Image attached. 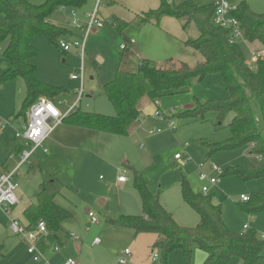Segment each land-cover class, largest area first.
Returning a JSON list of instances; mask_svg holds the SVG:
<instances>
[{"label":"rangeland","instance_id":"1","mask_svg":"<svg viewBox=\"0 0 264 264\" xmlns=\"http://www.w3.org/2000/svg\"><path fill=\"white\" fill-rule=\"evenodd\" d=\"M43 1L31 0L35 4ZM103 1L100 3V9L106 4ZM172 1L181 2L183 0ZM231 2L235 4L246 2L250 10L257 14L264 11V0H232ZM93 3L94 0L89 1V9L93 7ZM81 10L83 8H76V19H80L82 24L86 23L87 19L81 16ZM53 13L55 17L60 14L68 20V9L60 12L57 8ZM132 13L134 17L131 14L132 19L126 20L129 23L123 33H119L113 25L107 23L101 28L92 30L86 37L82 55L75 47L63 53L59 46L50 42L44 35L34 36L33 44L38 49V53L29 62L36 65V77L40 81L62 88V92L54 100L59 111L64 112L76 102L75 106L83 111L105 115L115 114L114 107L103 92V85L113 79L119 67L123 70L133 68V62L128 61L127 55L132 56L133 61L137 58L135 53L130 54L133 44L125 50L119 48V45L124 42V36L136 41L140 39L139 51L159 65L169 59H178L194 65L203 59L200 52L190 47L184 50L185 40L179 37H188L191 32L193 37L198 35V30L193 24L182 30L177 19L166 18L177 25L176 30L163 20L159 24L139 23L136 17L137 14H141V11L137 10V13ZM55 23L61 24V21L56 20ZM68 24L69 27L76 29L72 22ZM62 27L70 29L66 26ZM75 33L79 34V37L82 36L79 29H76ZM175 34L178 37H174ZM73 40H78V38L74 37L70 42ZM245 42L246 44L240 43V47L247 60L252 59V52L256 55L259 50L262 54L264 47L261 48L259 43H256L257 47L255 44L254 46L249 45L246 39ZM4 46L5 42L0 45V73L7 67V60L2 56ZM98 55L102 60L98 59ZM121 57H125L126 60L122 58L123 61H121ZM81 66L83 67V93L77 98L79 81L70 79V76L78 74ZM225 96L226 91L221 85L219 73H209L202 80L191 79L185 91L165 94L156 99L161 118L154 112L153 115L146 117L148 119H145V123L141 122L138 132L129 136L130 138L115 136L117 138L113 139L119 142L101 141L105 146L103 151L105 148L107 150L102 151L103 154L95 151L97 148H102L101 143L98 146L92 140V144L88 145L84 137L78 139L84 135L86 128L64 122L66 128L69 129L64 134L66 138L64 146H53L52 149L47 146L48 153L46 154L41 149L36 150L28 162L16 172L15 193L20 201L16 205L36 203L42 185H44L48 194L53 196V201L71 214L61 223V228L56 233L57 238L46 235L49 246L57 243V239L63 240L66 232H73L78 236V240L83 243V249L87 247L86 237L92 239L97 235L104 240V235H107L112 238L109 252L117 254V248H120L119 253L126 246L124 244L126 237H120L118 233L120 230H126L122 227H110V224L103 221L102 216L115 218L120 214L136 215L141 210L139 197L133 187L132 175L123 163L126 159L129 166L143 170L144 176L149 181V188L151 187L153 193L160 191L159 200L162 205L165 202L167 206H170L169 211L172 215L181 218L182 214H187V211L193 213L194 216L197 215L182 198L179 184L180 174L185 176L191 190L197 192L203 184L198 178V172L201 169L210 174L211 170L208 165L211 162L224 171L234 166L254 168L262 163L260 156L252 152V144L249 143L226 150H217L208 158L206 157L207 146L204 143H218L230 137L228 124L233 117L232 113H228L220 121L217 119L216 111L213 110L205 112L203 118L181 119L177 117L178 113L195 107L197 103H206ZM25 98L26 86L23 80L19 79L0 85V119L7 121L6 124H8L2 128V133H0V171H5L7 167L12 168L13 160L8 158V154L11 152L15 139L16 130L14 129L17 126L20 129V123L23 121L22 105ZM143 100L148 101L146 97L141 98L140 101ZM250 102L254 120L264 140V121L261 110L254 100L250 99ZM26 108L24 110L28 111L29 108ZM167 121L174 122L173 130L168 128ZM152 129L154 131L160 129V131L151 134ZM98 139L100 141V137ZM71 143L76 144L77 147L71 148ZM185 143L187 146H184ZM176 153L182 155L181 161L185 162L184 166L177 165L174 159ZM18 159L16 157L17 161ZM199 164L202 165L201 168L198 167ZM123 171L127 181L118 184V176ZM213 175L219 177L220 180L210 187L209 195L221 206L222 220L226 226L234 232H242L245 230L243 225L247 224L248 228L254 229L258 235H264V211L247 213L244 210L247 203H242L240 198L241 195L250 197L254 193H264V177L244 180L232 174ZM125 203L135 204L137 213H125L123 211ZM89 209L96 212L100 226L92 224L90 218L86 216ZM4 212L0 209V264H47L45 259L49 261V255L55 252L48 248L47 254L41 252L42 259L34 261L32 255L27 253L25 245L22 244L23 241L8 230L9 220ZM196 217L198 222L199 216ZM108 231L115 232L109 234ZM197 248L194 246L192 251ZM154 250L160 255L158 250L153 249L151 245L148 253L149 259ZM62 252L69 253V250L66 247L60 248L57 253L62 254ZM149 261L150 264H162L160 260ZM239 261L238 257H232L227 264H240ZM115 264H118L117 261Z\"/></svg>","mask_w":264,"mask_h":264},{"label":"trees","instance_id":"2","mask_svg":"<svg viewBox=\"0 0 264 264\" xmlns=\"http://www.w3.org/2000/svg\"><path fill=\"white\" fill-rule=\"evenodd\" d=\"M83 3L84 0H44L40 4L31 0H0V45L5 42L2 56L7 60V67L0 73V85L19 79L24 81L26 98L22 105L23 120L27 111L24 109L29 108L39 97L44 96L54 101L62 92L61 87L47 84L36 77V65L29 62L38 53L33 44L34 36L44 35L57 46L61 39L70 40L73 32L52 23L49 17L60 6L75 9ZM214 12L213 0H159L156 8L138 14L136 18L139 23H157L161 17L171 16L179 21L184 30L193 24L198 35L187 37L184 44L200 52L203 59L194 65L173 59L159 65L146 58H135L133 61L132 56L127 55L128 61L133 62V68L123 70L119 67L113 79L103 85V92L114 107L115 114L93 113L75 106L63 118V122L125 136L130 125L139 116L137 104L142 97L146 96L156 102V99L165 94L185 91L191 79L202 80L209 73H219L226 96L197 103L195 107L178 113L177 117L203 118L205 112L213 110L220 121L228 113H232L233 117L228 124L230 137L218 143H204L207 146L206 157L217 150L252 144V152L260 156L262 163L254 168L228 167L225 171L222 170L221 175H237L244 180L264 177V140L254 120L250 102L252 99L258 104L264 121V55L256 56L249 65L240 43L229 42V29L214 23ZM230 14L238 19L249 45L255 44L258 47L256 43H259L261 48L264 47V11L254 13L246 2H240L235 4ZM128 23L115 18L111 25L116 31L123 33ZM123 40L127 49L129 39L124 36ZM59 48L61 49L60 46ZM122 58L126 60L121 57V61ZM24 148L23 142L17 139L15 153L20 154ZM128 168L139 197L141 213L120 214L115 218L103 215V221L129 229L134 235L156 234L152 248L158 250L162 264L167 263L169 254L173 251L180 252L181 264H193L194 246L207 254L204 264H227L232 257H238L240 264H264V237L254 229L247 228L242 232L230 230L222 220L221 206L212 200L209 193L203 194L200 190L193 192L184 175L180 174L179 177L182 198L199 216V221L194 226L179 224L161 204L159 193H153L149 189L143 172L131 166ZM242 203H247L244 208L247 213L264 211V193H254ZM22 215L27 221L24 223L27 227H33L41 220L54 237L60 230L61 223L71 216L53 201V196L48 194L44 185L37 202L28 205ZM46 243V238L43 237L41 248H45ZM57 244L60 248L61 242L57 241Z\"/></svg>","mask_w":264,"mask_h":264},{"label":"crops","instance_id":"3","mask_svg":"<svg viewBox=\"0 0 264 264\" xmlns=\"http://www.w3.org/2000/svg\"><path fill=\"white\" fill-rule=\"evenodd\" d=\"M89 1L90 0H84V3L80 6L81 9L83 8V10H81L82 11L81 12V16L84 19L85 18L87 19V14L91 13L94 10V8H95L96 0H94L93 7H91L90 9L88 7ZM101 2H102V0H101ZM103 3H106V4L101 9H100V4H99V6L97 8V16H98V18L100 20H102L104 22V24L107 23V24L111 25V22L113 20H115V18L116 19H120V20H124V21L131 20L132 16L134 17L132 12L137 13V10H139L142 13V12L147 11L146 9L149 10V9L156 8L158 6V4H159V0H104ZM58 9H59L60 12H64V10H67V9L69 10L68 20L66 18H63V16H60V14H58V16L55 17V15H54L55 13L50 15L49 20L52 23L56 24V25H62V26L69 27L68 23L70 22V24H71L72 13H74V17L76 18V8L72 9V8H69V7H64V8H60L59 7ZM131 14H132V16H130ZM166 18H173V17H171V16H163L157 21V24H159L160 21L163 20L164 23H166L167 25L171 24L173 26V29H176L177 25H175L174 23H172L171 21H169ZM56 20L57 21H61V24L60 23H55ZM66 21H68V22L65 23ZM150 22L154 23V21H150ZM78 23H79L80 27H75L73 24L72 25L76 29H79L80 32H82V34H83V30L81 29V27L84 25V23L81 24V20L80 19L78 20ZM104 24H103V26H104ZM179 25H180V23H179ZM69 28L72 29V32L74 34L71 37V39L74 38V37L78 38L80 36L79 34L75 33L76 29H73L71 27H69ZM177 29H178V27H177ZM181 29L184 30L182 27H181ZM176 35L177 34H175L174 37H178ZM179 37H181V39H184V40H186V38H187L186 36L185 37L179 36ZM188 37H193L192 36V32L190 33V35H188ZM132 44L134 46L132 47V49L130 51V54L131 53L132 54L135 53L137 58L149 59V58L145 57V55L142 54L139 51L140 50V39L137 40V41L134 40V42ZM132 44H128V45L130 46ZM183 44H184V42H183ZM119 47H120V45H119ZM186 48H188V47L184 46V50ZM257 53H260V51L258 50ZM251 54L254 55L253 52ZM98 59L102 60V58L99 55H98ZM149 60H151V59H149ZM154 62L157 63L156 61H154ZM72 80H74V79H72ZM144 97H146V96H144ZM146 98L148 99V101L143 100V101H139L138 102L137 107L139 109V116H138L137 120L130 125V127L128 129V134L125 135V136H118V137L133 136V134L137 133L138 130L140 129L141 124L143 122L145 123V121L148 119V118L146 119V117L147 116L149 117V116L153 115V113L156 111V109L159 110V108L156 105V102L150 100L148 97H146ZM65 111H67V110H65ZM6 125H8V124H6ZM166 125H167V123H166ZM58 126H60V128ZM58 126L53 130V132L49 135V137H47V139L44 141V145L47 148V151L45 152V154L48 153V147L47 146H49L51 149L53 148V146H64V142H65V139H66L64 134H66L65 133L66 130H69V129L66 128L67 126L64 125V122H62ZM63 126H65V127H63ZM20 127H21V123H20ZM14 130H18V126ZM151 131H153V132H151V134H153V133H155L156 130L154 131L152 129ZM0 133H2V130L0 131ZM92 134H95V135H92ZM115 136H117V135H111V134H108V133H105V132L96 131V130H92V129H87L86 128L84 135L80 136L78 139L80 140V138L84 137V140H85V142L88 143V145H91L92 144V140H94L95 144H97L99 146L101 141H104V142H109L110 141V142H112L114 140V142H119L116 139H113V138H117ZM99 137H100V141L98 139ZM16 140H17L16 138L13 140V145H12L11 152H10V154H8V158L13 160L12 168L8 169V167H7L5 169V171H12L15 168L16 164H17L16 157L19 158V154H16L15 151H14ZM101 144L103 145V143H101ZM70 147L71 148H76L77 146H76V144L74 145V144L71 143ZM103 147H105V146L103 145L102 148H100V149L97 148V150H95V151L98 152V153L100 152L101 154H103L102 153ZM106 151L107 150L105 148L103 152H106ZM123 163H124V165H126V167L129 166L127 164L126 159H124ZM131 167H133V166L131 165ZM198 167H199V165H198ZM208 167H209V165H208ZM209 169H210V167H209ZM5 171H0V174L5 172ZM142 172H143V170H142ZM130 173H131V171H130ZM126 181H127V179L124 182L118 181V184L119 183L123 184ZM149 189L152 191L151 187ZM157 192L160 195V191L158 190ZM18 203H20V201ZM30 204L26 203V204H23V205H15V206L10 207L7 210L2 209L1 207H0V209L5 211L4 214L6 215L8 220L17 219L21 223H27V221L25 220V218L22 215V212ZM163 205L168 211L171 209L170 206H167V204L165 202H164ZM135 209H136V205L135 204L125 203L123 211H125V213H137L136 212L137 210H135ZM181 210H187V209H181ZM89 211H93V210L92 209L87 210V213H86L87 217H88V212ZM93 212L96 213L95 211H93ZM140 213H141V210H140V212L138 214H140ZM186 213L187 214H182L181 218L179 216H178L179 217L178 218L176 215L173 214L174 219L179 224L185 225V226H192V225H194L195 222L197 223V217H196L197 215L194 216L193 213H189L188 211ZM127 215H131V214H127ZM244 226H247V228H248L247 224H244L243 227ZM110 227L114 228V227H119V226L110 225ZM7 228H8V225H7ZM8 230H9V228H8ZM125 230L126 231H121L120 230V233H118V234H119L120 237H126V240L124 242V244L126 245L125 248H130V251L132 252V254L129 257V260H128V262L126 264H150L151 262L149 260L154 261V262L159 261V258L157 260H153L152 258L151 259L148 258V253H149L150 246L152 245V247H153V243H154V241L157 238L156 234H154V233H139V234L134 235L131 230H129V229H125ZM114 232L115 231H108L107 233H109V234L113 233L114 234ZM69 233H73V232H69ZM69 233L66 232V235H65L66 237L63 240L62 239H57V241L61 242L60 248H65V247L68 248L69 253L62 252V254H58L57 253L58 251L55 252V253H52V254L49 255L50 256V259H49L50 262L48 261V259H45V263H47V264H50V263L51 264H60V263L64 262L66 259H68V258H72L73 260H75L76 264H115L116 263V261H117L116 258L119 255L118 251H119L120 248H117V250H116L117 254H115V252H114V254L112 252H109L110 251V249H109L110 245L112 244L111 243V241H112L111 239L112 238L110 236L104 235V240H102L97 235L93 236L92 239H90L89 237H86L87 247L85 249H83V243H81L79 240L71 239L68 236ZM107 233H105V234H107ZM48 235L52 236V234L50 232H49ZM18 237L21 239L20 236H18ZM95 237H99L100 238V242L99 243H94L93 242ZM55 238H57V237H55ZM21 241H22V239H21ZM42 242H43V240L42 241H38L36 243L38 245V247L41 248ZM46 242H47V240H46ZM22 244L25 245L23 242H22ZM44 246H45V248L44 247L41 248V252H44V254H47V249L49 248V250H50L51 247L49 246L48 243H46ZM25 247H26V245H25ZM26 251H27V248H26ZM27 253L31 254L28 251H27ZM110 253H111V255L109 256ZM31 255L33 257V254H31ZM206 257H207V254L204 251H202L201 249L197 248V249H195L193 251L192 263L193 264H204V262L206 260ZM33 260H34V258H33ZM39 260H34V261H39ZM171 263L172 264H181V254H180L179 251H173V252H171L169 254L168 262L166 264H171Z\"/></svg>","mask_w":264,"mask_h":264},{"label":"built area","instance_id":"4","mask_svg":"<svg viewBox=\"0 0 264 264\" xmlns=\"http://www.w3.org/2000/svg\"><path fill=\"white\" fill-rule=\"evenodd\" d=\"M231 1L232 0H214L215 12L213 21L215 24L229 29L230 34L228 40L230 43L246 44L238 19L230 14V11L235 8V3H232ZM100 2L101 0H96L94 10L87 14V22L81 27L83 30L82 36L78 37V40H73L72 42L64 39L59 40L58 43L61 49L67 52L71 47H75L78 48L81 55L83 54L87 35L92 30L100 28L104 24V22L97 16V8ZM60 8L64 7L60 6ZM71 22L75 27H80L78 20L74 17V13H72ZM133 42L134 40L130 39L128 44H132ZM126 46V43H121L119 48L125 49ZM259 55H264V50L262 51V54L260 52L256 53V55H252V59L247 60V63L250 65L251 62L256 59V56ZM70 78L79 81V87L77 89V98H79L83 93V67L81 66V70L78 74H72ZM75 104L76 102L70 106L67 111L61 112L55 105L54 101L46 97H41L29 107L28 111L26 112V118L22 121L20 129L16 130L15 132V138L23 142L25 148L20 152L15 168L12 171L3 172L0 174V207L2 209L7 210L10 207L18 204L19 198L15 193L16 182L14 179L16 172L24 163L28 162L29 158L36 150L41 149L43 153L47 151L44 141L47 139V137H49L53 130L63 122V118L75 108ZM154 114L158 117L161 116L158 111H155ZM6 123L7 121L0 119V131L6 125ZM166 123L168 128H175L173 121H167ZM156 131H160V129H156ZM184 146H187V143H185ZM181 158L182 155L180 153H176L174 155V159L176 160L177 165L180 167L185 165V162L181 161ZM201 167L202 165L199 164V168ZM209 167L211 170L210 174L205 173L201 169L198 172V178L203 183L199 190L203 194H207L209 192V188L217 184L220 180L219 177H216L213 174H218L221 176L222 173V169L212 162L209 164ZM117 180L120 182H124L126 180L124 171L118 176ZM240 198L242 201L248 199V197L244 195H241ZM88 217L90 218V222L92 224L99 225L100 221L93 211L88 212ZM8 228L11 233L21 237L23 243L26 245L27 251L33 254L34 260H39L42 258L41 248L38 247L36 243L38 241H42L43 237H46V235L49 233L43 221H37L33 227H27L26 224L19 222L17 219H10ZM246 228L247 226L243 227V229ZM261 236L264 237V235ZM70 237L75 240L79 239V237L73 233L70 234ZM93 242L99 243L100 239L95 237ZM50 247L54 252H57L60 249L57 243L51 244ZM130 256V249L124 248L119 252L117 263L126 264ZM151 258L153 260H157L159 258V255L155 252V250L151 252ZM60 264H76V262L72 258H68Z\"/></svg>","mask_w":264,"mask_h":264}]
</instances>
